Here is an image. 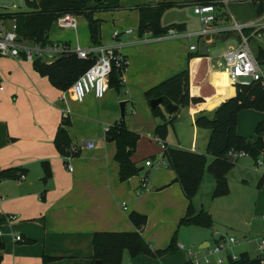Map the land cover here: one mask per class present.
<instances>
[{"label": "crops", "instance_id": "1", "mask_svg": "<svg viewBox=\"0 0 264 264\" xmlns=\"http://www.w3.org/2000/svg\"><path fill=\"white\" fill-rule=\"evenodd\" d=\"M158 1L162 0H152L150 3ZM170 1L187 5L184 4L186 0ZM139 5L120 3L117 9L94 13L95 17L106 20V25L112 27L107 33L100 31L99 41L114 43L111 31L119 29L122 52L128 58L121 87L108 86L102 97L87 94L82 101H77L66 93L68 100L61 99L65 90L57 88L47 76L40 74L33 67L32 60L0 56V171L13 169L12 176L0 177V215L4 218L13 215L0 223V239L4 243L2 263L43 264L42 256L47 254L56 258L44 264H95L91 259L93 233L135 229L128 216L130 211L135 210L147 215L141 234L151 249L166 247L173 231H178L177 244L182 246H178L173 253L165 252L159 256L140 253L131 256L128 264H188L187 250H191L195 242L181 233L183 225L178 224L188 200L174 179L175 172L165 165L155 166L164 169L154 173L150 184L147 183L137 193L140 174L144 166H149L145 165V159L154 162L160 158L146 156L142 161V158L135 156L134 150L131 159L141 166V170L125 180L119 178V164L114 157L115 142L105 136L106 127L118 123L110 105L115 99L124 102V109L130 104L132 113L127 117L125 112V126L137 131L139 139L155 136V126L163 119L152 114L144 91L186 66L189 67L190 76L194 74L193 66L196 65L197 69L198 63L194 61L195 57L188 60V53L194 51L188 48L189 43L196 44L195 50L208 54V68L215 70L216 63L209 54L210 47L218 43L223 45L224 50L238 42L239 37L234 30H226L209 38L199 37L195 41L186 37L157 39L149 30L139 34ZM258 5V0H230L217 5L216 23L221 26L230 24L232 19L252 21L254 24L247 26L251 28L249 41L260 38L264 33V9L258 12ZM79 16L84 17L82 14ZM84 20L83 24H87L86 18ZM182 23L188 29L186 23ZM126 28H131V31L126 32ZM49 40L65 41L71 45L79 43L78 20L76 29L61 28L60 32H50ZM90 43L92 41L86 45ZM215 94L203 91V101L183 107L185 116H177L172 123L173 129L185 128L196 138L199 130H203L200 132L205 138L206 147L209 129H198L203 127L196 126L194 119L197 113L207 108V103L212 101L211 96ZM134 105L139 108L136 110ZM162 110L165 117L169 115L164 106ZM262 116L260 110L241 108L236 115V131L255 139L254 127ZM64 119L71 145L75 146L69 159L70 169L66 167L65 155L54 143L57 127ZM85 140H92L93 145L85 146ZM159 142L161 156L163 144ZM189 150L198 152L192 146H189ZM207 156V161H211L212 156ZM242 157L243 161L238 165ZM245 157L250 156H240L228 173L237 165L240 170L247 171ZM259 157L264 158L263 155ZM261 171L260 177L264 168ZM205 174L197 192L206 189L212 192L214 188L213 176L209 172L207 174L210 175ZM260 177L257 179L258 186L264 184V181L259 183ZM197 192L192 199L195 207L206 209ZM221 206L215 203V209H222ZM206 210L210 212L208 208ZM16 234H20L22 239L16 240ZM209 242L206 237L199 238L196 242L198 251L205 250ZM125 255L130 256L127 251H124L123 257Z\"/></svg>", "mask_w": 264, "mask_h": 264}, {"label": "trees", "instance_id": "2", "mask_svg": "<svg viewBox=\"0 0 264 264\" xmlns=\"http://www.w3.org/2000/svg\"><path fill=\"white\" fill-rule=\"evenodd\" d=\"M196 1L186 0L184 4H193ZM210 1L216 5H223L215 0H204L203 2ZM258 1V12H262L264 0ZM174 4L179 5L173 1L163 0L139 5L137 7L139 34L149 30L153 35H159L166 32L171 26L184 28L182 22H173L167 25H162L160 22L164 9ZM26 6V9L7 15L16 19L17 31L21 38L46 43L50 41L49 28L56 17L61 14L72 13L84 15L92 43H98L100 42L99 18L95 17L94 13L101 10L117 9L120 7V2L119 0H26ZM250 31V27L243 29V32L247 35L250 34ZM207 56L206 52L198 50L189 52L188 60L195 57L194 61L198 63L197 69L196 65L193 66V72H195L192 76H190L189 67L186 66L144 91L147 100L162 97L161 104L150 106V109L153 115L163 119L155 126V136L163 144L161 157L167 161V166L174 170V179L179 183L183 194L188 200L185 213L178 221L179 225L210 226L212 224L213 218L210 212L204 208L197 209L192 199L197 192L205 170L211 173L214 178L213 197L228 192L226 175L235 163V161H231L226 157V152L230 148L244 149L254 160L259 155L264 156V141L262 139V135H264V83L260 81L247 84L231 82L223 69L209 70ZM256 56L260 63H264L263 48H258ZM90 63V59L77 57L73 53L59 55L50 62H46L39 57L32 60L33 67L40 74L47 76L50 82L61 90H66ZM122 83L120 72L113 68L109 76V86L118 89ZM206 90L208 94L216 93L211 96L212 100L225 98L213 109L212 115L200 111L195 116L194 124L196 126L209 129L205 152L170 146L166 141V137L169 132V124L175 116V111L179 106H188L203 101L201 93L206 92ZM168 101L175 103L176 108L173 111H168L169 115L166 119L162 106ZM241 108L257 109L263 114L254 128L256 132L255 139L243 136L236 131V115ZM65 124L66 120L64 119L58 125L54 137L57 149L64 155L69 153L68 147L71 144ZM105 136L115 142L114 157L119 164V178L125 180L138 174L141 166L131 159V154L139 139V133L126 127L123 120H120L118 123L108 126L105 130ZM207 155L212 156L211 161L208 163ZM12 175V168L0 171V177ZM263 181L264 173L260 177L259 183L261 184ZM128 216L135 226L133 230L95 231L93 233L92 262L100 259L103 264H121L124 251H127L133 257L140 253L159 256L162 253H173L177 250L176 233L172 235L166 247L151 249L150 244L141 234V228L146 222V215L132 210ZM5 218L0 215V223ZM3 246L4 243L0 239V264H4L2 263ZM42 258L44 264V262L55 259L56 256L44 254ZM262 260V256H251L248 251L243 250L239 252L238 258L230 259L227 264H260Z\"/></svg>", "mask_w": 264, "mask_h": 264}, {"label": "built area", "instance_id": "3", "mask_svg": "<svg viewBox=\"0 0 264 264\" xmlns=\"http://www.w3.org/2000/svg\"><path fill=\"white\" fill-rule=\"evenodd\" d=\"M204 0H197L192 4L193 12L198 16L200 28L197 30H188L185 28L169 27L166 32L154 35L157 39L165 38H179L186 37L191 40L192 37H212L215 34L226 30H234L239 34V40L235 46H227L222 56L224 58L223 70L226 72L227 78L231 82L247 84L253 81H260L264 83V70L259 59L251 50L249 44V35L243 32L247 26L254 23L252 21H237L232 19L228 25H218L217 5L210 2H203ZM222 4L230 0H215ZM16 3L12 2L11 8L6 3L0 2V7L4 10L0 11V56H8L15 58H25L33 60L36 57L43 59L46 62L54 60L59 55L75 54L77 57L90 59L91 63L73 80L69 87L62 93L61 99H66L65 94L68 93L73 99L82 101L87 94H92L94 97H102L109 86V76L113 68L120 72V78L123 80V73L128 66V58L122 52L123 42L119 39L120 30L113 29L111 37L114 39L112 44H104L101 42L90 43L88 45H81L75 43L71 45L65 41H48L41 43L38 41L27 40L21 38L17 31V23L14 17L7 16L15 11L23 10L16 7ZM6 21H9V27H6ZM59 28H73L77 27L76 14L65 13L56 17L54 20ZM126 32L131 31V28H126ZM260 36V34H258ZM190 50L196 49L195 43H189ZM2 88V85H0ZM108 126L106 127V129ZM159 140V139H158ZM160 141V140H159ZM85 146L91 147L92 140H85ZM69 153L65 155L66 167L71 168L69 159L71 153L75 150V146L68 147ZM248 155L244 149L230 148L226 152L227 159L236 161L240 156ZM145 165L167 166V161L160 157L157 161L145 159ZM255 165H264V158L258 157L255 160ZM24 177V174L20 175ZM147 185L146 177H141L137 193ZM125 207V206H124ZM13 215H7L6 219H11ZM264 217V215H263ZM214 240L209 242L205 248L204 253L196 254L191 250H187L188 264H227L230 259L239 257V252L233 250V245L237 243V239L226 233L213 232ZM16 240L22 239L20 234L15 235ZM259 246H264V236L258 240ZM181 247L180 243L177 247ZM130 264H133L131 262Z\"/></svg>", "mask_w": 264, "mask_h": 264}, {"label": "rangeland", "instance_id": "4", "mask_svg": "<svg viewBox=\"0 0 264 264\" xmlns=\"http://www.w3.org/2000/svg\"><path fill=\"white\" fill-rule=\"evenodd\" d=\"M165 1V0H164ZM170 1V0H166ZM1 3H6V5L11 8L12 2L16 3V7L21 9H26V0H0ZM145 2H152V0H120L122 5L127 4H148ZM4 10L0 7V11ZM85 17L77 16L78 20V36L79 43L81 45H86V43L91 41L90 34L88 32V26L86 22L83 24ZM160 22L162 25H167L173 22L180 23L185 22L188 30H197L200 28V22L198 16L193 12L192 4L187 5H171L166 7L161 15ZM106 20H101L99 18V33L102 31L103 33H107L110 31L109 28H112L106 25ZM101 24V27H100ZM6 27H9V21H6ZM104 25V26H103ZM138 29V25H137ZM56 23L53 21L49 28V33L60 32ZM193 41L197 40L196 37L191 38ZM235 46L237 42L233 43ZM251 50L257 53L258 46L264 49V33L262 37L252 38L249 41ZM221 44H216L215 46L210 47L209 54L213 57L214 62L216 63V69H221L224 66V58L222 57V47ZM262 64V68L264 70V63ZM182 70V69H181ZM121 87V86H120ZM114 91H116L114 89ZM66 98L68 100V95ZM219 100H212L207 103V108L204 111L209 115H212L213 109L220 103ZM129 103V102H128ZM110 107H113L116 114V121L125 119V112L127 113V117L131 115L132 107L130 104L127 105V109H124V117H121V105L120 100H113L111 102ZM183 107L187 106H179V108L175 111V116L172 122L169 124V132L166 137V141L170 146L179 147L182 149L189 150V146L194 147L198 152H203L205 147V138L202 137V133L199 130L197 134V138L192 135L190 130H186L185 128H181L180 130L173 129V121L177 118L179 114H183L185 116L186 111L182 110ZM134 108L137 110L139 107L134 105ZM185 109V108H184ZM96 110V108L94 109ZM99 111L102 109H98ZM168 119V116H166ZM255 128V127H254ZM204 129V128H198ZM255 132V130H254ZM256 134V132H255ZM205 136V135H204ZM247 137V136H246ZM262 139L264 141V135H262ZM162 143V142H161ZM160 142L156 139V136L149 135L144 136L137 140L135 145V156L142 158V161L146 156L155 157L159 159L161 156L160 153ZM203 148V150H202ZM202 150V151H200ZM192 151V150H191ZM205 152V151H204ZM134 151L132 152V154ZM208 157V156H207ZM242 157L237 162L238 165L243 161ZM247 159L246 166L247 171L240 170L241 168H237V166L232 168V170L228 173L227 176V184H228V192L219 195L212 196V192L209 189L204 190L203 192H197L200 202L204 203V207L210 210L212 213L213 222L210 226H201V225H191L186 226L183 225L181 228V233L185 234V237L193 240L195 243L193 247H191V251L193 253H198V246L196 242L201 237H206L208 240L213 242V232L217 230L218 232L226 233L228 235H232L237 239V243L233 245V250L235 252H239L240 249H244L249 252L251 256L260 255L263 257V261L260 264H264V246H259L258 240L264 236V184L258 186L257 179L261 175V170L264 168V165L256 166L254 163V159L251 157H245ZM253 159V161L251 160ZM209 161H207L208 163ZM146 169H150L148 174H145L144 171ZM164 168H156V167H145L140 176H146L147 183L150 184V180L154 173H158L162 171ZM248 172V173H246ZM204 173H208L207 170ZM205 174V175H206ZM210 175V174H207ZM246 177L247 179H243ZM202 181V180H201ZM201 183V182H200ZM198 190V189H197ZM260 190V191H259ZM196 194V193H195ZM215 203H219L222 209H215ZM145 214V213H144ZM146 215V214H145ZM147 221V215H146ZM146 223V222H145ZM176 229V228H175ZM191 229V230H190ZM185 231V232H184ZM176 233V238L178 235V231H173V234ZM184 240V239H183ZM187 247V246H186ZM189 247V246H188ZM204 253V250L198 254ZM131 259V256L125 255L122 260V264H128Z\"/></svg>", "mask_w": 264, "mask_h": 264}, {"label": "water", "instance_id": "5", "mask_svg": "<svg viewBox=\"0 0 264 264\" xmlns=\"http://www.w3.org/2000/svg\"><path fill=\"white\" fill-rule=\"evenodd\" d=\"M161 102H162V97H160V96H159V97L151 98V99L149 100V104H150V106H156V105H158V104H161ZM120 105H121V117H123V116H124V102L122 101V102L120 103ZM164 107H165V109H166L167 111H173V110L176 108V104L173 103V102H171V101H168V102L164 105ZM149 172H150V169H147V170L145 171L146 174H148ZM94 263H95V264H103L102 261H101L100 259H96Z\"/></svg>", "mask_w": 264, "mask_h": 264}]
</instances>
